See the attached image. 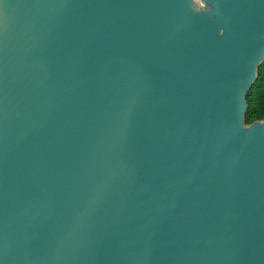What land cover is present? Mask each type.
Segmentation results:
<instances>
[{
  "label": "water",
  "instance_id": "water-1",
  "mask_svg": "<svg viewBox=\"0 0 264 264\" xmlns=\"http://www.w3.org/2000/svg\"><path fill=\"white\" fill-rule=\"evenodd\" d=\"M264 0H0V264H264Z\"/></svg>",
  "mask_w": 264,
  "mask_h": 264
},
{
  "label": "trees",
  "instance_id": "trees-1",
  "mask_svg": "<svg viewBox=\"0 0 264 264\" xmlns=\"http://www.w3.org/2000/svg\"><path fill=\"white\" fill-rule=\"evenodd\" d=\"M246 111L244 114V123L250 124L264 118V61L258 67L257 77L250 89L247 91Z\"/></svg>",
  "mask_w": 264,
  "mask_h": 264
}]
</instances>
